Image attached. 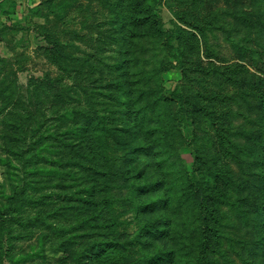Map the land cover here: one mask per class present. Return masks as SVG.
I'll list each match as a JSON object with an SVG mask.
<instances>
[{"label":"rangeland","instance_id":"obj_1","mask_svg":"<svg viewBox=\"0 0 264 264\" xmlns=\"http://www.w3.org/2000/svg\"><path fill=\"white\" fill-rule=\"evenodd\" d=\"M263 178L264 0H0V264H264Z\"/></svg>","mask_w":264,"mask_h":264},{"label":"trees","instance_id":"obj_2","mask_svg":"<svg viewBox=\"0 0 264 264\" xmlns=\"http://www.w3.org/2000/svg\"><path fill=\"white\" fill-rule=\"evenodd\" d=\"M158 0H154L155 3H157ZM156 5H153L151 6V8H154ZM4 14V13H3ZM160 31H163V28L160 29ZM166 36V54L165 56L162 58V60L160 61V65H159V70L162 71V72H165V71H168L169 68L174 64V63H179L181 61V49L177 46H175L173 43H172V34H164ZM173 99L176 100V101H179L182 105L184 104V102L187 101V95H182L180 94L179 92H175L173 94ZM187 105V103H185ZM188 107V106H187ZM176 120H179L178 121V127L182 125V117L180 119H178L177 117L175 118ZM92 143V142H91ZM92 145V144H90ZM89 169V168H88ZM89 171V176H91V178L93 180H91L92 182H94V184H92V186H95L96 182L99 181L98 179H100V177H102L104 175V173H101L98 171V169L94 168V167H91ZM197 171L199 170H195V171H186V175L188 176V178L190 179L191 181V186L193 187V189H195V194L198 193L201 191V193L203 192V186H202V182L199 181V180H194V174L197 173ZM206 171L209 175H214L216 176V172L214 170L211 169V167H207L206 168ZM115 174H117V176L115 177H122V178H125L126 175L125 173H122L121 171H118L116 172ZM264 180V178H263ZM88 201H90V205L92 208H96L97 207V204L98 202L97 201H93V200H90L88 199ZM264 208V206H261ZM261 217H264V211L261 212ZM146 230L149 231V228L146 227ZM156 230V227H153V231ZM117 233L115 234H112L110 235V237L108 238L109 240H105L104 243H109L111 242V244L109 245H112V246H116L117 247V250L115 252V254L113 256H117V263L116 264H127L129 262H132L133 259H134V254H137L138 253V250L135 248L136 245H133V240H128L130 241L127 242L126 240L122 241V242H119L117 241V238L120 237L122 234H120V230H116ZM115 242V243H114ZM131 245L132 244V247H129L128 245ZM104 245H107V244H104ZM105 250V249H104ZM103 250V242H98L97 244H95V247H94V252H93V255H95L94 257L96 256H100L101 253L104 251ZM106 255V254H105ZM105 255H101L102 257L105 258Z\"/></svg>","mask_w":264,"mask_h":264},{"label":"crops","instance_id":"obj_3","mask_svg":"<svg viewBox=\"0 0 264 264\" xmlns=\"http://www.w3.org/2000/svg\"><path fill=\"white\" fill-rule=\"evenodd\" d=\"M16 3L18 4V6H20V3L22 2V0H15ZM28 3H31L33 0H27Z\"/></svg>","mask_w":264,"mask_h":264}]
</instances>
